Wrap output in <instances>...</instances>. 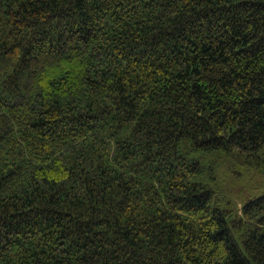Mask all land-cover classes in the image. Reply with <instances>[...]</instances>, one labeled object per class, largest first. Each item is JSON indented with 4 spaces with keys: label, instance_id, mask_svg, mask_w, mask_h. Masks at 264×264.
<instances>
[{
    "label": "trees",
    "instance_id": "trees-1",
    "mask_svg": "<svg viewBox=\"0 0 264 264\" xmlns=\"http://www.w3.org/2000/svg\"><path fill=\"white\" fill-rule=\"evenodd\" d=\"M264 0H0V264H264Z\"/></svg>",
    "mask_w": 264,
    "mask_h": 264
},
{
    "label": "rangeland",
    "instance_id": "rangeland-1",
    "mask_svg": "<svg viewBox=\"0 0 264 264\" xmlns=\"http://www.w3.org/2000/svg\"><path fill=\"white\" fill-rule=\"evenodd\" d=\"M205 167L220 202L239 208L247 199L264 191V167L256 168L239 156L224 152L205 156Z\"/></svg>",
    "mask_w": 264,
    "mask_h": 264
}]
</instances>
